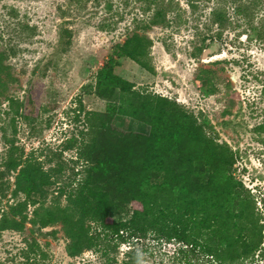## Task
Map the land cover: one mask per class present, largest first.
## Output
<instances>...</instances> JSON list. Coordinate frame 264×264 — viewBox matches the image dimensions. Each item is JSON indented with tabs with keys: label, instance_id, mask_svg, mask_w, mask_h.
Masks as SVG:
<instances>
[{
	"label": "rangeland",
	"instance_id": "1",
	"mask_svg": "<svg viewBox=\"0 0 264 264\" xmlns=\"http://www.w3.org/2000/svg\"><path fill=\"white\" fill-rule=\"evenodd\" d=\"M217 13L225 16L221 24ZM136 32L152 40L146 58L152 71L122 57L114 72L136 89L172 98L207 119L216 139L234 152V176L254 196L264 223V0H0V53L10 72L0 94V162L8 147L5 133L25 155L51 159L46 168L58 153L70 166L75 150L61 152L64 142L85 128L87 112L103 111L107 104L96 93L98 70L114 46ZM208 43L215 48L203 59ZM202 69L213 78L212 94H205L197 79ZM8 98L23 103L21 115ZM112 125L125 132L149 130L127 115L115 116ZM16 174H5L6 210L15 201ZM57 186L48 191L47 204ZM32 209L22 230H0V261L26 264L23 251L34 242L40 247L36 264L207 263L151 234L125 242L108 238L103 253L88 249L70 256L61 224H34ZM241 264H264V254Z\"/></svg>",
	"mask_w": 264,
	"mask_h": 264
},
{
	"label": "trees",
	"instance_id": "2",
	"mask_svg": "<svg viewBox=\"0 0 264 264\" xmlns=\"http://www.w3.org/2000/svg\"><path fill=\"white\" fill-rule=\"evenodd\" d=\"M217 15L221 24L225 16ZM65 32L70 36L63 28ZM151 45L149 37L136 32L114 46L96 77V93L107 99L105 109L87 112L85 128L62 146L61 152L75 150L70 166L58 153L56 163L46 168L51 159L25 155L15 139L3 133L8 147L0 162V230H22L31 206L34 224H61L70 256L88 249L103 253L108 238L125 242L148 234L179 243L178 251L206 257V264H241L257 252L264 254V223L254 196L234 176L232 149L216 139L206 118L172 98L136 89L114 72L122 57L152 71L146 59ZM3 59L0 53V94L10 76ZM197 79L205 94L214 92L209 70L202 69ZM8 99L9 107L21 115L23 103ZM117 115L144 122L148 132L115 128ZM7 171L17 174L11 191L15 201L6 210L2 202L9 189ZM56 184L54 201L47 204L48 191ZM62 197L65 204L60 203ZM38 252L37 243H28L23 251L26 264H36Z\"/></svg>",
	"mask_w": 264,
	"mask_h": 264
},
{
	"label": "water",
	"instance_id": "3",
	"mask_svg": "<svg viewBox=\"0 0 264 264\" xmlns=\"http://www.w3.org/2000/svg\"><path fill=\"white\" fill-rule=\"evenodd\" d=\"M210 46H211V44H210ZM210 46H209V47H210ZM208 50H209V48L205 49V50L202 52V56H203L202 58H203V59L206 57L207 52H209Z\"/></svg>",
	"mask_w": 264,
	"mask_h": 264
},
{
	"label": "flooded vegetation",
	"instance_id": "4",
	"mask_svg": "<svg viewBox=\"0 0 264 264\" xmlns=\"http://www.w3.org/2000/svg\"><path fill=\"white\" fill-rule=\"evenodd\" d=\"M213 44H211V46L209 47V50H214V46H212ZM211 47H212V49H211Z\"/></svg>",
	"mask_w": 264,
	"mask_h": 264
}]
</instances>
